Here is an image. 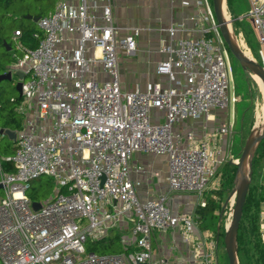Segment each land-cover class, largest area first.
Returning a JSON list of instances; mask_svg holds the SVG:
<instances>
[{"label": "built area", "instance_id": "built-area-1", "mask_svg": "<svg viewBox=\"0 0 264 264\" xmlns=\"http://www.w3.org/2000/svg\"><path fill=\"white\" fill-rule=\"evenodd\" d=\"M55 1L37 22L36 48L22 45L21 31L13 35L23 57L8 71L25 74L19 109L25 119L7 158L13 172L0 165V264H168L153 259L152 238L171 228H179L201 264H218L215 250L196 238V214L169 205L179 193L195 195L197 207L207 205L209 194L218 200L213 192L230 162L218 140L232 135L231 122L202 137L186 127L191 120L213 121V111L230 102L229 49L213 2H196L197 36L177 37L175 25L166 29L170 40L160 46L166 57L157 73L169 84L126 90L120 53L136 51L142 29L120 26L112 0ZM249 2L264 68V0ZM154 110L164 114L162 121L154 120ZM136 153L166 156V192L140 197L142 182L133 174L144 168L132 166ZM44 175L53 177L56 194L33 200L31 182ZM113 229L125 253L86 254L89 239ZM260 236L264 243V211Z\"/></svg>", "mask_w": 264, "mask_h": 264}, {"label": "rangeland", "instance_id": "rangeland-1", "mask_svg": "<svg viewBox=\"0 0 264 264\" xmlns=\"http://www.w3.org/2000/svg\"><path fill=\"white\" fill-rule=\"evenodd\" d=\"M211 2L213 1L211 0ZM55 4V0H23L14 2V7L3 11L4 16L6 14L4 18L5 21L1 24L3 34L10 39L11 36L13 37L14 35L13 32L15 27L28 25L29 19L26 18L27 16L24 18L22 15V12L25 11L26 8H30L34 13L40 12L39 10H36L37 7L42 9L44 7L47 9L51 8L53 11ZM249 9V0H235L232 9H229L226 4L225 12L229 18L237 19L229 23V26L240 49L243 52L250 51V58L260 62L259 50L262 45L259 42L257 31H255L256 28L254 27L253 20L248 16ZM8 14L12 15V17ZM249 28H251L250 32ZM10 55L13 57L11 60H7L5 58L7 57L5 50L0 47V68L10 67L13 60L16 62L18 58L23 57V52L13 44V49L10 51ZM228 56L232 70L229 90L230 102L223 110L225 111V117L232 121V136L237 137V149L233 151L232 159L229 164L223 166L220 170V190L218 191L217 196L218 200L220 199L221 209H217L216 211V213L220 215L219 226L217 229L219 231V236L217 235L218 233L209 232L212 234L209 242H214L216 239L218 240L219 250L218 254H215L218 264H229L225 253L224 239L234 215L232 203L234 202V209L237 198L234 183L238 170L236 163L239 162L248 139L253 137L257 124L262 125V130L264 126V92L260 84L255 80L254 73L243 68L229 50ZM18 81V77L14 75L13 80H4L0 84V102H7L5 104L6 106L0 110V125L3 124V121L9 118L12 110L18 109L19 111L21 107L23 98H20V94L16 89ZM121 82L122 84L125 82V77L122 73ZM128 82H132L130 78ZM11 99H16L17 101L10 103ZM15 117L22 122L25 119V115L21 113L15 115ZM15 146L16 142L12 141L8 136L0 134V156L2 160L14 153ZM256 160L255 168L252 166L251 187L264 190V139L256 148L253 165ZM56 188L57 185L54 182L53 177L44 175L31 182V188L27 193L33 200L44 202L56 194ZM220 192L221 195H219ZM0 194L1 196H4V191L1 190ZM258 207V230L260 231L261 213L264 211V198L260 199ZM85 247L86 254L95 253L97 255H111L126 252V247L122 243L121 238L115 229L111 230L110 234L104 238L96 240L89 239L85 244ZM246 263L253 264L251 261H247Z\"/></svg>", "mask_w": 264, "mask_h": 264}, {"label": "crops", "instance_id": "crops-1", "mask_svg": "<svg viewBox=\"0 0 264 264\" xmlns=\"http://www.w3.org/2000/svg\"><path fill=\"white\" fill-rule=\"evenodd\" d=\"M112 2L114 16L120 26L142 29L137 38L136 51L131 55L120 53V69L125 77L123 88L126 90L137 88L147 90L150 85L156 82L167 86L169 84L168 77L157 73L158 63L166 57L160 53V46L170 40L166 29L173 25L180 28L177 37L197 36L198 22L194 20L199 12L197 0H112ZM250 31L251 28H249ZM129 78L131 83L128 82ZM153 117H155L154 120L162 121L164 114L159 110H154ZM212 119L214 120L206 121L204 118L191 120L186 123V127L197 131L199 137H202L204 132H212L221 124L232 123L225 117V111L219 108L213 111ZM236 142L237 137L230 134H224L218 140L224 154L230 160L233 151L237 149ZM132 166L144 168V172H134L133 174L135 179L142 182L138 189L141 198L167 191L166 156L136 153L132 160ZM157 173L158 176L155 175ZM196 202L195 195L179 193L172 194L169 205L176 211L194 212L198 217ZM209 232L212 231L201 228L200 223L197 222L196 238L202 240V243L205 242L206 249L215 250L218 254V240L216 239L215 243L211 245V242L209 243L205 238ZM152 243L154 260L164 258L168 264H201L194 257L193 246H189L184 240L179 228L154 232Z\"/></svg>", "mask_w": 264, "mask_h": 264}, {"label": "trees", "instance_id": "trees-1", "mask_svg": "<svg viewBox=\"0 0 264 264\" xmlns=\"http://www.w3.org/2000/svg\"><path fill=\"white\" fill-rule=\"evenodd\" d=\"M16 1H23V0H0V47L5 50L7 60H11L13 56L10 55V51L13 49V44L15 45L13 41V37L9 39L5 34H3V31L1 30V24L3 21H5V16L3 14V11L11 9L14 7V2ZM235 0H227V5L229 9L233 8V3ZM36 10H39L40 12H32L30 8H26L25 11L22 12L23 17L26 16H34V17H43L45 14H49L52 9H47L44 7L43 9L40 7H37ZM9 15V14H8ZM12 17V15H9ZM27 18V17H26ZM21 31L22 35L20 37V41L24 47L27 48H36L40 40L42 38V32L38 27V24L35 23L32 19H29L28 25L26 26H17L14 28L15 31ZM13 32V33H14ZM8 46L11 47L10 50H8ZM9 52V53H7ZM15 56V55H14ZM15 61H12V64H14ZM9 69V66L6 68H0V74H3L7 72ZM2 80L0 84L3 82ZM9 81V80H8ZM1 100V97H0ZM16 99H11L10 103L16 102ZM7 102H0V110L3 109ZM9 103V104H10ZM21 112L18 111V109L12 110L10 112L9 118H7L5 121H3V124L0 125V129H12V130H20L23 122L19 119H16L15 115L20 114ZM11 156V155H10ZM255 162L254 161V168H255ZM0 165L2 168L7 172H13L14 167L11 164L9 160H7V157L2 160L0 156ZM215 194H218V191L213 192ZM221 195V192L219 193ZM264 198V190L258 189V188H252L250 186L246 203L244 205V211L242 220L240 223V228L238 232V258L240 261V264H247V261H251L253 264H264V243L261 240L260 231L258 230V203L260 202V199ZM217 209H221L220 199L215 200L211 197V195L207 198V205L205 207H198L197 209V221L200 223L201 228L210 230L214 233H218V226H219V219L220 215L216 213ZM218 235V234H217ZM216 235V236H217ZM226 253V252H225ZM227 255V254H226ZM228 259V257H227ZM229 262V260H228Z\"/></svg>", "mask_w": 264, "mask_h": 264}, {"label": "water", "instance_id": "water-1", "mask_svg": "<svg viewBox=\"0 0 264 264\" xmlns=\"http://www.w3.org/2000/svg\"><path fill=\"white\" fill-rule=\"evenodd\" d=\"M213 1V7L214 12L216 16V20L221 32V35L230 51L236 59L239 61L241 66L245 69L250 70L252 73L256 74L263 82L264 84V68L262 65L255 61L254 59H251L244 55L243 51L240 49L238 44L234 42L232 38V34L229 28V23L233 22L235 19L233 18H225V7L227 4V0H212ZM27 19H32L35 23H37L40 19V17H34V16H27ZM11 47L8 46V50H10ZM19 81L16 84V89L20 94V98H22L23 95V79L25 78L24 72L17 71L15 74ZM14 76L12 75L11 71L5 72L3 74H0V82L2 80H13ZM0 134H6L12 141L16 142L17 137V131L12 129H1ZM264 139V126L262 133L257 137L249 138L246 145L244 146L242 155L240 157V160L238 163H236V166L238 168L236 178H235V192L237 193L236 196V204L234 208V215L232 222L227 229V232L225 234L224 244H225V252L227 254L229 264H239V258H238V232L240 228V223L243 216L244 211V205L246 203V198L252 183V166H253V159H254V153L256 151V148L258 147L259 143L262 142ZM248 160L249 164V171L246 173L245 171V164ZM2 185L0 184V188ZM227 205V204H226ZM34 209L38 210L41 207V204L39 202L33 203ZM225 208V207H224ZM219 236V231H218ZM145 264V263H144Z\"/></svg>", "mask_w": 264, "mask_h": 264}, {"label": "bare ground", "instance_id": "bare-ground-1", "mask_svg": "<svg viewBox=\"0 0 264 264\" xmlns=\"http://www.w3.org/2000/svg\"><path fill=\"white\" fill-rule=\"evenodd\" d=\"M225 18H226V19L229 18V17L226 15V12H225ZM229 28H230V26H229ZM230 31H231V29H230ZM231 34H232V32H231ZM232 38H233L234 42H236V40L234 39L233 34H232ZM236 43H237V42H236ZM243 53H244V55H246L247 57L250 58V53H249L248 51H246V52L244 51ZM254 78H255V80H257V82L260 84V86H261V88H262V90H263V92H264V84H263L262 80H261L256 74H254ZM263 112H264V111H263ZM261 131H262V125L257 124V126L255 127V130H254L253 137H257V136H259V135L261 134ZM245 171H246V173L249 171L248 160L246 161V164H245ZM229 225H230V224H229ZM229 225H228V226H229Z\"/></svg>", "mask_w": 264, "mask_h": 264}]
</instances>
